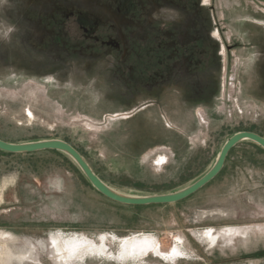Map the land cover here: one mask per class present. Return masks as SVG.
<instances>
[{"label": "rangeland", "instance_id": "374dc122", "mask_svg": "<svg viewBox=\"0 0 264 264\" xmlns=\"http://www.w3.org/2000/svg\"><path fill=\"white\" fill-rule=\"evenodd\" d=\"M239 131L264 137V0H0V139L64 140L146 196L196 181ZM0 198L8 264H264L250 140L195 194L142 206L100 193L65 153L0 150Z\"/></svg>", "mask_w": 264, "mask_h": 264}, {"label": "water", "instance_id": "95a60500", "mask_svg": "<svg viewBox=\"0 0 264 264\" xmlns=\"http://www.w3.org/2000/svg\"><path fill=\"white\" fill-rule=\"evenodd\" d=\"M245 140L253 141L264 148V137L262 135L253 131L236 132L224 143L212 167L196 181L175 192L146 196L124 194L108 185L94 172L78 149L61 139H42L24 143H12L0 139V150L16 154L33 153L43 150L60 151L70 156L76 162L88 181L100 193L122 204L142 206L151 204H172L195 194L220 173L230 150Z\"/></svg>", "mask_w": 264, "mask_h": 264}, {"label": "bare ground", "instance_id": "6f19581e", "mask_svg": "<svg viewBox=\"0 0 264 264\" xmlns=\"http://www.w3.org/2000/svg\"><path fill=\"white\" fill-rule=\"evenodd\" d=\"M234 148V147H233ZM232 148V149H233ZM231 149V150H232ZM230 150V151H231ZM229 154V153H228ZM228 156V155H227ZM225 165V164H224ZM120 192V191H119ZM121 193H123V192H121ZM124 194H126V193H124ZM131 195V194H130ZM2 201V199L0 198V202ZM209 232V231H208ZM207 232V233H208ZM212 236H214V235H212ZM61 237V236H60ZM9 238V237H8ZM8 238H3V240H2V242H3V245H2V247L0 248V264H8L11 260H13V258H15L16 257V254L15 253H13V251L10 249V247H9V245H8ZM62 239V238H61ZM61 239L60 238H58V239H54V244H55V247L57 248V251H59L60 253H62L63 255H66V256H69V255H71V254H73L74 252H75V250L74 249H72L71 248V246H69V244L68 245H64V244H62V241H61ZM70 240V239H69ZM68 240V241H69ZM76 240V239H75ZM63 241H65V240H63ZM79 241H81V240H79ZM83 241V240H82ZM128 243H130L129 241H128ZM127 243V244H128ZM126 244V245H127ZM131 245V244H130ZM148 245H150L149 243H147L146 245L145 244H135V245H131L130 246V249H129V251L128 252H130V253H136V252H139L140 251V247H147V248H150ZM127 246H129V245H127ZM70 247V248H69ZM152 247H155V246H153L152 245ZM77 250V249H76ZM134 256V255H133ZM136 256V255H135Z\"/></svg>", "mask_w": 264, "mask_h": 264}, {"label": "trees", "instance_id": "16d2710c", "mask_svg": "<svg viewBox=\"0 0 264 264\" xmlns=\"http://www.w3.org/2000/svg\"><path fill=\"white\" fill-rule=\"evenodd\" d=\"M52 151H56V150H52ZM60 152V151H59Z\"/></svg>", "mask_w": 264, "mask_h": 264}]
</instances>
